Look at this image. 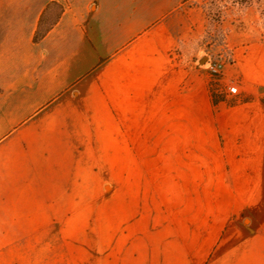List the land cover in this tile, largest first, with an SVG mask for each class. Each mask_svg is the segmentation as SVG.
<instances>
[{
    "label": "crops",
    "instance_id": "0c3cea01",
    "mask_svg": "<svg viewBox=\"0 0 264 264\" xmlns=\"http://www.w3.org/2000/svg\"><path fill=\"white\" fill-rule=\"evenodd\" d=\"M53 2L64 13L36 43ZM263 3L224 9L223 81H239L242 97L214 105L205 33L196 24L189 48L183 0H0V153L20 149L33 190L50 136L61 146L82 128L73 143L80 153L88 111L125 103L128 122L154 130L157 150L117 178L135 188L136 175L157 176L170 213L203 229L225 264H264Z\"/></svg>",
    "mask_w": 264,
    "mask_h": 264
},
{
    "label": "rangeland",
    "instance_id": "374dc122",
    "mask_svg": "<svg viewBox=\"0 0 264 264\" xmlns=\"http://www.w3.org/2000/svg\"><path fill=\"white\" fill-rule=\"evenodd\" d=\"M241 2L183 0L189 48L196 47L197 24L205 33L201 56L225 60L224 9L244 7ZM79 129L67 133L61 146L50 136V157L36 164L33 190L20 149L0 153V264H225L222 252L208 248L203 229L170 213L174 208L157 190V176L136 175L135 188L126 185L125 175L117 178L157 150L154 130L128 122L125 103L118 110L88 111L80 153L73 148Z\"/></svg>",
    "mask_w": 264,
    "mask_h": 264
},
{
    "label": "built area",
    "instance_id": "2783aa9c",
    "mask_svg": "<svg viewBox=\"0 0 264 264\" xmlns=\"http://www.w3.org/2000/svg\"><path fill=\"white\" fill-rule=\"evenodd\" d=\"M173 56L179 58L180 52L178 50L174 51ZM205 67L209 76V88L212 92L226 98L240 99L242 97L239 81H223L227 68L226 60H213L210 58Z\"/></svg>",
    "mask_w": 264,
    "mask_h": 264
},
{
    "label": "trees",
    "instance_id": "16d2710c",
    "mask_svg": "<svg viewBox=\"0 0 264 264\" xmlns=\"http://www.w3.org/2000/svg\"><path fill=\"white\" fill-rule=\"evenodd\" d=\"M262 0H242L241 6H252L257 5ZM64 13V7L57 2L51 3L46 11L44 12L38 30L36 32L34 41L36 43L40 42L44 37L54 28V26L60 21ZM223 24V20H222ZM211 91V90H210ZM212 99L214 105L219 104L222 101H227L225 96L217 95L211 91Z\"/></svg>",
    "mask_w": 264,
    "mask_h": 264
},
{
    "label": "water",
    "instance_id": "95a60500",
    "mask_svg": "<svg viewBox=\"0 0 264 264\" xmlns=\"http://www.w3.org/2000/svg\"><path fill=\"white\" fill-rule=\"evenodd\" d=\"M207 61H208V58H204V59L202 60V63H203V64H206Z\"/></svg>",
    "mask_w": 264,
    "mask_h": 264
}]
</instances>
